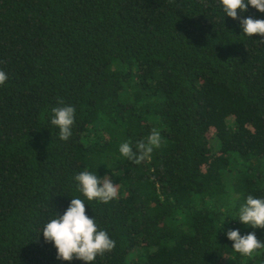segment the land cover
Here are the masks:
<instances>
[{"label":"trees","instance_id":"trees-1","mask_svg":"<svg viewBox=\"0 0 264 264\" xmlns=\"http://www.w3.org/2000/svg\"><path fill=\"white\" fill-rule=\"evenodd\" d=\"M262 39L217 0H0V264H84L58 260L42 232L72 198L115 241L92 264H264L226 235L264 241L236 220L264 198ZM63 106L76 109L68 141L51 125ZM153 129L150 159L121 156ZM85 170L117 197L88 201Z\"/></svg>","mask_w":264,"mask_h":264},{"label":"clouds","instance_id":"clouds-1","mask_svg":"<svg viewBox=\"0 0 264 264\" xmlns=\"http://www.w3.org/2000/svg\"><path fill=\"white\" fill-rule=\"evenodd\" d=\"M217 3L222 7L225 17L240 21L243 36L264 37V19L238 16V12H247L249 5L264 13V0H217ZM259 43L264 44V39ZM6 80V73L0 70V86ZM60 103L63 104V101ZM52 112L51 125L59 129L60 140L68 141L72 136L76 109L73 106H63L53 108ZM161 142V133L153 129L146 142L137 143V151H133L130 143L125 142L119 146V152L127 161L140 165L151 158L153 150L159 148ZM74 179L77 190L90 202L107 204L118 195V185L113 184L109 176L101 179L97 174L85 170ZM236 220L254 229H264V198L249 195L246 203L240 207ZM42 232L45 241L54 244L57 249V259L63 261L75 258L84 264H92L97 256L111 252L116 246L106 231L98 230L95 219L86 215L85 202L80 198H72L65 213L62 216L56 214V218L47 222ZM226 235L233 242L234 251L241 256L252 257L257 250L264 249V241L258 240L255 232L241 236L239 230L229 229Z\"/></svg>","mask_w":264,"mask_h":264}]
</instances>
